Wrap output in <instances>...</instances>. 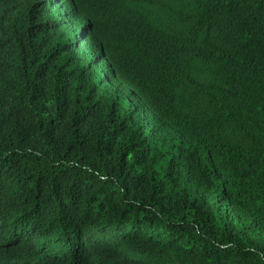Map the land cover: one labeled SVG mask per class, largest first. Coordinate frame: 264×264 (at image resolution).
Here are the masks:
<instances>
[{"label": "trees", "instance_id": "obj_1", "mask_svg": "<svg viewBox=\"0 0 264 264\" xmlns=\"http://www.w3.org/2000/svg\"><path fill=\"white\" fill-rule=\"evenodd\" d=\"M0 264H264V0H0Z\"/></svg>", "mask_w": 264, "mask_h": 264}, {"label": "clouds", "instance_id": "obj_2", "mask_svg": "<svg viewBox=\"0 0 264 264\" xmlns=\"http://www.w3.org/2000/svg\"><path fill=\"white\" fill-rule=\"evenodd\" d=\"M74 1V3H76L78 0H73ZM106 4H103V6H105ZM77 20H78V18H77ZM77 20H76V22H77Z\"/></svg>", "mask_w": 264, "mask_h": 264}, {"label": "rangeland", "instance_id": "obj_3", "mask_svg": "<svg viewBox=\"0 0 264 264\" xmlns=\"http://www.w3.org/2000/svg\"><path fill=\"white\" fill-rule=\"evenodd\" d=\"M125 94H127L126 92H124Z\"/></svg>", "mask_w": 264, "mask_h": 264}]
</instances>
